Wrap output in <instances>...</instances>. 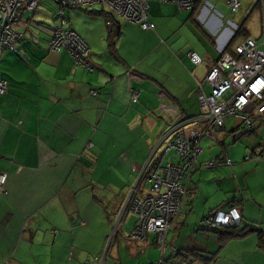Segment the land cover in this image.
I'll list each match as a JSON object with an SVG mask.
<instances>
[{
  "label": "crops",
  "instance_id": "obj_1",
  "mask_svg": "<svg viewBox=\"0 0 264 264\" xmlns=\"http://www.w3.org/2000/svg\"><path fill=\"white\" fill-rule=\"evenodd\" d=\"M240 2L243 9L234 14L229 0H199L193 10L152 1L150 31L113 15L122 30L116 55L108 42V8L71 11L69 28L89 46L93 71L77 67L66 50L51 51L53 27L44 21L54 22L53 4L40 3L29 17L22 13L14 26L22 35L17 51L6 50L0 63L9 83L0 95V175L7 176L0 192V264H91L94 257L97 264L117 216L123 226L115 262L108 261L112 242L101 264L159 262L155 235L133 241L135 220L126 229L133 214L120 216L159 138L200 114L199 83L211 66L247 38L261 37L248 22L255 15L246 13L257 8L264 26V0ZM192 54L202 63L195 65ZM132 91L139 94L137 103ZM236 129L225 125L215 138L202 140L201 147L205 142L210 149L215 141L219 149L207 155L202 148L187 202L167 236L168 257L194 251L215 255L213 264H264L257 233L223 245L198 226L200 217L236 208L241 228L264 234V161L228 148ZM224 157L232 166L203 167Z\"/></svg>",
  "mask_w": 264,
  "mask_h": 264
},
{
  "label": "built area",
  "instance_id": "obj_2",
  "mask_svg": "<svg viewBox=\"0 0 264 264\" xmlns=\"http://www.w3.org/2000/svg\"><path fill=\"white\" fill-rule=\"evenodd\" d=\"M152 1L174 3L182 10H193L199 0H53L54 26L50 49L53 52L66 50L77 67L93 71L90 48L86 42L69 28L68 13L102 6L114 16L140 26L143 31L155 30L150 22ZM40 5L37 0H0V63L6 50L17 51V42L22 35L14 26L21 20L23 12L34 13ZM232 13L241 9L240 0H229ZM111 26L112 22L107 21ZM263 39L247 38L235 47L234 53L223 52L211 66L202 83H199L200 114L177 122L159 138L152 147L147 162L139 171L120 218L128 210L136 218L131 239L145 242L155 235L154 244L161 252L156 264H165L167 236L175 227L189 195V179L199 167V155L205 137L215 138V132L225 128L226 121L238 118L245 132L254 129V119L264 117V34ZM195 65L202 63L196 54L190 55ZM211 89V94L204 90ZM9 83L0 71V95H4ZM134 103L139 94L132 91ZM257 159L262 149L256 151ZM247 160L253 158L247 157ZM232 166L230 159L206 164L205 168ZM6 175H0V192H4ZM148 185L144 192L143 186ZM142 192V193H141ZM238 209L224 213L216 211L204 219V224L213 230L241 224Z\"/></svg>",
  "mask_w": 264,
  "mask_h": 264
},
{
  "label": "rangeland",
  "instance_id": "obj_3",
  "mask_svg": "<svg viewBox=\"0 0 264 264\" xmlns=\"http://www.w3.org/2000/svg\"><path fill=\"white\" fill-rule=\"evenodd\" d=\"M38 2L40 3H43L45 2L46 4H50L52 5L54 2L53 0H37ZM54 6V4H53ZM243 8L241 7V10ZM240 10V11H241ZM258 11H257V8H252L249 12H247L246 14H248V16H251L250 18L253 19V16L255 17L254 20H251V21H248L249 23H252V26L254 28V31L255 32H260L262 35L261 37L259 38V40L263 39V33H262V29H263V25H262V18L258 16L257 18V14ZM30 15H33V13H30L28 12V17ZM51 19V18H50ZM49 21H44L48 24H50L52 27L54 26V22L53 20H50ZM36 22H39V21H42V20H38V19H35ZM51 21V22H50ZM248 23V24H249ZM226 126L228 129H235V127H239V131L236 132L235 134H233L232 136H230L228 139H227V144H228V148L230 147H240L242 149V151H244V153H246L247 155L244 156V158L246 159L247 157H251L253 158L254 160H257V155H256V151L258 150H261L260 148H264V121L261 120V119H258L257 122H255L254 124V134L252 135H246V136H242L244 133H245V130L243 129L242 125H241V121L238 119V118H232V119H229L226 121ZM242 136L237 142H234L235 140L234 139H237L238 137ZM212 142V147H210V149H205V142L202 144V148L206 150V154L209 155V154H212L214 151H216L217 149H219L217 143L215 141H211ZM229 159L227 157H224V158H221V159ZM231 160V159H230ZM252 160V159H251ZM218 161V159H215V160H211L209 161L208 163L206 164H209L211 162H216ZM232 161V160H231ZM263 161V160H261ZM204 164L203 167L206 165ZM135 185V184H134ZM146 190H148V185L145 186ZM224 213H227L226 211H223ZM133 217L135 218V216L133 215ZM132 218V217H131ZM130 219V218H128ZM203 217L199 219L200 221V224L198 225L200 228H207L206 226L203 225ZM131 221L128 223V225L126 226V229H129V231L131 230V228L133 227V223H134V220L136 222V218L135 219H130ZM126 222V221H125ZM123 225H121V222L119 221V216L116 217V222L114 224V231L111 235V237L109 238V241H108V246L107 248H105V250L103 251V254L98 257L100 259V261L97 263V264H101V261L104 262V259H105V256H106V253L107 251L109 250L112 242V246H111V250H110V256L108 258V261L109 263L113 261V257H112V253H115L117 251V248H118V245L116 244L117 243V240H116V236L119 234L121 235V227ZM192 233V232H191ZM125 234V233H124ZM113 239H115L113 241ZM124 252V251H123ZM125 254V253H124ZM161 254V253H160ZM170 254V253H169ZM104 257V259H103ZM98 259V260H99ZM160 259H161V256H160ZM115 262V261H113ZM95 263V257L92 258V262L91 264H94ZM180 263V260H175V262H172L170 264H179Z\"/></svg>",
  "mask_w": 264,
  "mask_h": 264
},
{
  "label": "trees",
  "instance_id": "obj_4",
  "mask_svg": "<svg viewBox=\"0 0 264 264\" xmlns=\"http://www.w3.org/2000/svg\"><path fill=\"white\" fill-rule=\"evenodd\" d=\"M113 15H114L113 13L112 14L111 13H106L105 14V16L107 18V21L110 20L112 22V25L109 26V28H110L109 35H108L109 47L112 49V52L116 55V50H117L116 49V41L121 36L122 30H121L120 24L115 21V17ZM241 32L242 31L237 32L236 35H235V38L239 37ZM258 119H261V120L264 121V117L263 118H255L254 119V124H255V122H257ZM238 130L239 129H236L235 131L237 132ZM253 132H254V130L248 131L245 134H252ZM260 156L264 158V148L262 149V152H261ZM212 213H214V212H212ZM212 213H210L209 215H211ZM203 225L207 227V228H203L204 230H206L208 232L215 233L216 235H218V237L221 240V243L223 245L225 243H227L228 241H230V240L247 236L250 233H257L258 234V238H259V243H260L261 247L264 248V234H263V232L261 230H259L257 228H254L253 226L241 228V224H240L238 227L229 226V227H226V228L213 230V229H211L210 227H208L207 225L204 224V220H203ZM192 256L193 257H199V258L195 259V258H192ZM172 258L174 260L175 259L176 260L180 259V263L179 264H195L198 259H200L198 261L201 262L202 264H213L215 262V255L204 256V255H201V254L200 255L196 254L193 251V255L191 254L189 256L187 253L186 254H181V251H179L177 254H174L172 257L171 256L168 257L166 255V257H164V263L165 264H170L171 261H172Z\"/></svg>",
  "mask_w": 264,
  "mask_h": 264
},
{
  "label": "water",
  "instance_id": "obj_5",
  "mask_svg": "<svg viewBox=\"0 0 264 264\" xmlns=\"http://www.w3.org/2000/svg\"><path fill=\"white\" fill-rule=\"evenodd\" d=\"M0 20H1V17H0Z\"/></svg>",
  "mask_w": 264,
  "mask_h": 264
}]
</instances>
